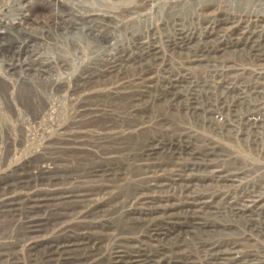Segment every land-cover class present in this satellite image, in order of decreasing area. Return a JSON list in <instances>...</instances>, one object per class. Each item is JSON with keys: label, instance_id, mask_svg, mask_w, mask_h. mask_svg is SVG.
Returning a JSON list of instances; mask_svg holds the SVG:
<instances>
[{"label": "rangeland", "instance_id": "1", "mask_svg": "<svg viewBox=\"0 0 264 264\" xmlns=\"http://www.w3.org/2000/svg\"><path fill=\"white\" fill-rule=\"evenodd\" d=\"M166 1L0 0V264H264V0Z\"/></svg>", "mask_w": 264, "mask_h": 264}, {"label": "bare ground", "instance_id": "2", "mask_svg": "<svg viewBox=\"0 0 264 264\" xmlns=\"http://www.w3.org/2000/svg\"><path fill=\"white\" fill-rule=\"evenodd\" d=\"M51 1L54 2V0H51ZM150 1H154V6L158 3V0H137V2L134 4L135 5L134 9H136V10L139 9L140 11L141 10L142 11L145 10V12H143V14H142V19H148L149 18L148 16L151 15L152 11L151 12H147L148 9L144 8V5L146 7H149V5H146V4H148V2H150ZM187 1L188 0H174V1L168 0L165 3L168 6V8L171 9L174 6H178L177 3L184 4V3H187ZM190 1L192 2L193 0H190ZM49 4L52 5L51 2H49ZM158 4H157V6H158ZM200 5L201 4H199V6ZM185 7H187V6H185ZM53 8H54L53 9L54 10V14H56L59 17V20L60 19L64 20V19H62L63 11H61V9L60 10L56 9L55 7H53ZM152 8H154V7L152 6L150 9L152 10ZM160 8H161V6H160ZM199 8H201V7L194 8L191 13L193 14V12H194V16H199L200 15V13H199L200 9ZM139 10H137V11L139 12ZM187 10H188V8H187ZM152 13H154V12H152ZM84 15L88 18L89 22H91V24H89L88 26L86 25L85 31L87 32V34H89V35H91L93 37L94 42L95 41L98 42L97 45L101 46L105 50L108 49L109 47H112V46L115 47L117 38L115 39L114 37H112L110 32H107L106 29L102 28L103 26L99 22L100 20L98 18H102L103 16L102 17L96 16L94 18H90V17H93V15H91V14H87L86 15V13ZM186 16H188V15H186ZM101 20L104 21V19H101ZM64 28H66V26ZM150 28H151V26L147 25V29L149 30ZM18 30H19V28H18ZM132 35L134 36V33ZM113 38H114V42L112 43V42H110V40L113 39ZM55 43H57V42H55ZM60 47H61V45H60ZM62 48H63V46H62ZM58 50H60V49H58ZM83 51H85V50H82V52ZM97 58L88 60V63L97 61ZM19 63L21 64V62H19ZM11 64H13V63H11ZM53 85H55L56 87H60L61 86L60 84H56L55 82H50L47 86L51 88ZM1 88L3 89L2 90L3 92L0 91V134L2 133V136L0 135V144H7V143H13V142L21 141V138L17 139L14 136L13 131L16 130V129H18V131H20V129L24 128V122L20 118V115L22 113L26 112L27 114H38L39 116L43 115V117L44 116L46 117V116L51 115L50 113H52L53 110H57L56 109V105L51 101V99L48 98L47 96H45V94H43L41 91H39L36 88H34L33 86H31V84H30V86L27 89L21 88L19 85L17 86V83H15L13 78H11L8 75V73H6L4 71L0 72V89ZM55 89H57V88H55ZM56 103H58V102H56ZM51 120H52V118H51ZM51 120L48 117L47 118H42V122L41 123H43V121H44V123L45 122L46 123H50ZM56 122H58V121L56 120ZM9 132H11V133L9 134ZM59 140L66 141L64 138H60ZM92 140L97 141L98 138H95V139L90 138L89 139V141H92Z\"/></svg>", "mask_w": 264, "mask_h": 264}]
</instances>
